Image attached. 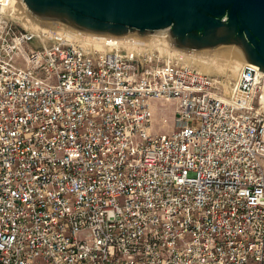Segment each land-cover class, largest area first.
I'll return each mask as SVG.
<instances>
[{"label":"built area","instance_id":"1","mask_svg":"<svg viewBox=\"0 0 264 264\" xmlns=\"http://www.w3.org/2000/svg\"><path fill=\"white\" fill-rule=\"evenodd\" d=\"M26 16L0 0V264H264L259 68L224 91L183 51Z\"/></svg>","mask_w":264,"mask_h":264},{"label":"water","instance_id":"2","mask_svg":"<svg viewBox=\"0 0 264 264\" xmlns=\"http://www.w3.org/2000/svg\"><path fill=\"white\" fill-rule=\"evenodd\" d=\"M29 20L91 39L167 36L186 53L232 54L264 74V0H21Z\"/></svg>","mask_w":264,"mask_h":264},{"label":"rangeland","instance_id":"3","mask_svg":"<svg viewBox=\"0 0 264 264\" xmlns=\"http://www.w3.org/2000/svg\"><path fill=\"white\" fill-rule=\"evenodd\" d=\"M28 17H25L24 25L26 28L35 30L37 27H42L41 25L29 20ZM37 26V27H36ZM45 28V27H44ZM47 29V28H45ZM50 30V29H49ZM159 35H156L158 37ZM161 37V36H159ZM154 38V39H153ZM167 36L162 38H155L152 35L148 41L142 42L147 45H152L155 47L157 51H159L160 56L164 59H168V57L177 56L176 48L172 47L170 43L166 40ZM188 57V61H192L195 67H198L202 72L222 78L226 81V76H231V82L237 79L239 72L241 69L247 64L241 59L237 58L232 54H224V53H215V54H205V53H186ZM235 71L228 72V71ZM234 75V76H233ZM227 83V82H226ZM224 91L225 87H224ZM155 115L153 121V132L154 133H165L170 132L174 129V114H175V105L171 102L158 101L154 104Z\"/></svg>","mask_w":264,"mask_h":264},{"label":"bare ground","instance_id":"4","mask_svg":"<svg viewBox=\"0 0 264 264\" xmlns=\"http://www.w3.org/2000/svg\"><path fill=\"white\" fill-rule=\"evenodd\" d=\"M27 19H28V18H27ZM23 23H24V22H23ZM24 26H25V25H24ZM36 27H37V26H36ZM43 28H44V27H43ZM43 28H42V27H37L35 30H38V31H39V30H45V29H43ZM151 36H152V35H151ZM154 36H155V38H162V36H161V37H159V36L156 37V35H154ZM163 37H165V36H163ZM153 39H154V38H153ZM166 40H167V39H166ZM145 41H146V40H145ZM147 41H148V40H147ZM179 52H181V51H180V50H176V53H175V54L178 55ZM181 53L186 54V52H181ZM228 72H231V73L234 72L235 74L237 73V72H235L234 70H233V71H228ZM231 76H232V75H231ZM231 76H229V75L226 76V82H227V83L224 85V87H225L226 90H229V87H228V86H229V83H231V79H230ZM233 76H234V75H233ZM235 80H236V79H235ZM233 81H234V80H233ZM154 111H155V109H154Z\"/></svg>","mask_w":264,"mask_h":264}]
</instances>
